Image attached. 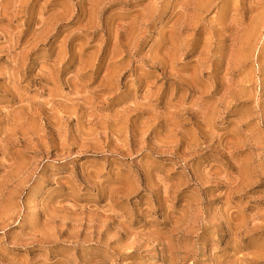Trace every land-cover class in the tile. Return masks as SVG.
Returning <instances> with one entry per match:
<instances>
[{
    "label": "rangeland",
    "instance_id": "1",
    "mask_svg": "<svg viewBox=\"0 0 264 264\" xmlns=\"http://www.w3.org/2000/svg\"><path fill=\"white\" fill-rule=\"evenodd\" d=\"M0 264H264V0H0Z\"/></svg>",
    "mask_w": 264,
    "mask_h": 264
}]
</instances>
